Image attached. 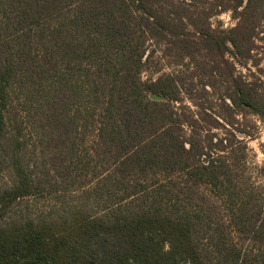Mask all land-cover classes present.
I'll list each match as a JSON object with an SVG mask.
<instances>
[{"label": "trees", "instance_id": "trees-1", "mask_svg": "<svg viewBox=\"0 0 264 264\" xmlns=\"http://www.w3.org/2000/svg\"><path fill=\"white\" fill-rule=\"evenodd\" d=\"M226 12L236 25L214 28ZM263 19L264 0H0V264H264V187L242 173L254 136L239 128L264 119V79L235 62ZM191 63L221 82L205 136ZM31 146L73 182L85 160L102 169L105 211L13 216L64 187L29 170Z\"/></svg>", "mask_w": 264, "mask_h": 264}, {"label": "rangeland", "instance_id": "rangeland-1", "mask_svg": "<svg viewBox=\"0 0 264 264\" xmlns=\"http://www.w3.org/2000/svg\"><path fill=\"white\" fill-rule=\"evenodd\" d=\"M209 1L212 2V0ZM211 23L214 28L230 29L236 25V20L233 19L232 12H226L213 17ZM258 31L262 33L256 38L251 59L247 61L239 60L246 63V66H241L239 61L235 60L238 74L241 73L247 80H253L254 76L264 79V19ZM161 54H158V58H161ZM197 61L202 62L199 59ZM184 64L188 65L189 61H185ZM171 67V58H166L165 61L161 58V65L157 69L161 68L163 72L167 73L171 70ZM183 71L185 77H187L188 85L185 105L192 114L188 113L194 115L195 120H197V132H200V136H205V131L209 129V124H211L206 113H222L218 99L222 91V89L220 90V79L214 74H209L207 69L206 71L199 70L198 64L196 65L195 63H191L190 69L184 67ZM240 120L241 126L239 128L245 129L246 132L254 136L253 139L247 138L245 140L247 144L246 164L243 166L245 169H242V173L248 177L249 185L261 191V188L264 187V119L249 116ZM186 132H189V128L186 129ZM212 132L221 133V131L216 130ZM33 140H35L34 135ZM82 140L87 139L82 138ZM86 148L87 146L83 145L81 147L82 152ZM26 158L30 162L29 170H32L35 176H39L40 180L44 181L46 179L52 184H59L64 187L57 193L45 191L41 196L20 200L14 211L11 212L13 216L19 219L28 216L31 218L43 216L59 218L74 207H84L86 210H92L95 213L105 211V203L102 201L103 199H99L94 194L95 185L93 184L96 178L99 177V180H101L103 177L100 176V173L104 174L102 169L92 172L91 166H88L85 160L81 166L83 168L81 174H85V178H78L73 182L67 179L66 176H60L56 173L52 174L49 171L51 168L42 154L41 147L37 149L34 146L29 147ZM47 188L49 189L48 186Z\"/></svg>", "mask_w": 264, "mask_h": 264}]
</instances>
